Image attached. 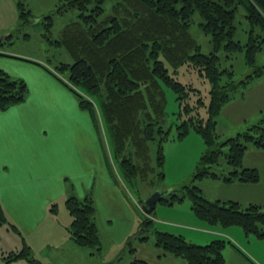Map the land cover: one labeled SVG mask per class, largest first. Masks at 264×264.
Segmentation results:
<instances>
[{
	"label": "trees",
	"instance_id": "trees-1",
	"mask_svg": "<svg viewBox=\"0 0 264 264\" xmlns=\"http://www.w3.org/2000/svg\"><path fill=\"white\" fill-rule=\"evenodd\" d=\"M105 1L60 0L55 12L76 9L77 16L63 26L59 38L52 39L55 12L45 15L44 35L64 47L73 62L61 63L55 70L36 62L76 95L81 108L91 114L98 130L100 115L110 137L113 158L136 196H139L141 185L153 186L154 191L159 189L156 185L164 176L163 143L170 134L165 87L173 89L180 100L179 135L183 136L193 127L202 134L206 144L193 178L258 182L259 170L245 167L243 161L250 144L264 150V110L258 121L230 137H223L219 131L218 117L226 103L239 94L242 96L246 87L264 74V63H257L258 53L264 50V0H115L110 12H106ZM240 8L248 21L245 43L234 37ZM196 12L202 18L199 25L210 35L212 50L209 53L202 52L201 45L190 31ZM27 14L21 12L24 22L29 21ZM241 50L245 52L250 71L237 78L232 64L222 65L219 52L225 51L226 57L232 58ZM168 64L174 72L182 65L193 67L209 81L210 101L205 105L206 118L198 109L204 104L200 95L195 104L187 102L191 93L199 92L197 88L174 77ZM66 70L69 77L58 74ZM27 93L26 81L10 76L0 68L1 109L24 101ZM153 141L157 143L155 157L151 153ZM225 145H229L227 152L223 150ZM222 155H225L227 172L226 169H222L225 172L216 169L221 165ZM167 195L161 200L169 204L187 195L197 216L211 224L239 225L247 235L264 238V206L261 204L243 206L232 199L210 200L199 186L192 183L186 184L181 193L170 191ZM66 205L72 216L71 239L86 248L91 256L101 253L102 240L95 220L92 194L84 197L72 194L66 199ZM152 214L143 213L137 234L141 241L147 240L144 232L153 226ZM6 223L9 221L0 203V225ZM10 226L18 231L14 224ZM155 240L163 249L161 254L181 257L187 264L225 263V241L222 239L197 244L181 234L156 229ZM31 249L24 242L22 249L12 250L4 256L5 264L19 258L37 264L39 261ZM128 264L151 263L135 257Z\"/></svg>",
	"mask_w": 264,
	"mask_h": 264
},
{
	"label": "rangeland",
	"instance_id": "rangeland-1",
	"mask_svg": "<svg viewBox=\"0 0 264 264\" xmlns=\"http://www.w3.org/2000/svg\"><path fill=\"white\" fill-rule=\"evenodd\" d=\"M114 1H105L104 7L106 12H110ZM59 3L60 0H0V42H2L0 50L7 51L17 57V59L12 58L13 60L30 61L33 63L39 61L54 70L61 63L71 64L73 57L70 53L64 47L51 42L44 35L46 33L44 16L55 12ZM22 11L28 12L27 18L29 21L24 22V18L21 16ZM77 13L76 9L54 13L52 39L60 37L63 26L70 20L75 19ZM201 20L202 18L199 13H194L190 31L192 36L201 45L202 52L209 53L212 50L210 35L205 33L199 25ZM236 21L237 30L234 37L245 43L248 39L246 31L248 21L245 18L243 8H240L238 11ZM219 54L223 66L233 65L237 78H242L250 71V67L245 61L244 50L237 51L232 58H227L225 51H220ZM257 63H264V50L258 53ZM168 66L174 77L183 83H190L191 86L197 88L199 92L197 94L191 93V97L187 102L195 104L198 95H200L204 104L198 107V109L202 117L206 118L207 110L205 105L210 101L211 85L209 81L199 75L193 67L182 65L174 72L173 67L169 64ZM58 74L64 78L69 77V71L67 70L58 72ZM165 90L168 112L167 121L168 126H170V134L163 143L164 176L157 183L156 186L159 188L157 190L165 191V195L170 191L181 193L186 184L192 183L199 186L203 194L210 200H216L230 194H239L244 191L241 185L227 184L216 178H193L201 156L206 150V144L202 134L193 127H190L188 132L183 136L179 135L178 124L181 123V119L179 118L180 100H178L177 93L173 89L165 87ZM256 92L260 94L264 93V82L255 88L254 93ZM239 98L240 94L237 96V99ZM184 116L186 117V115ZM220 132L223 137H230L224 135L222 131ZM229 134L227 133V135ZM156 148L157 143L153 141L151 144L153 157H155ZM228 148L229 145H225L223 150L227 152ZM220 162L221 165L218 164L219 166L216 169L225 172L222 170L227 167L225 155L221 156ZM113 164L114 173L117 176L118 185L121 189V196L129 205L131 211L130 216L121 212L116 207L112 209L107 202L103 201V205L97 203L98 224L102 240L101 253L97 252L91 256L88 251V256L83 251L74 252L69 248L68 242H63L61 249L58 250L60 253V257H58L51 245L54 242H62L61 240L65 236L64 232L71 225L72 217L66 205V198L54 201L55 211L52 213L54 216L51 220L50 218L44 220L42 224L44 228L41 226L33 236L24 234L26 240L33 245L31 250L34 257L39 261L37 264H128L135 257L145 259L151 264H187L181 257L170 253L161 254L163 249L156 245V229L181 234L188 241L197 244H207L215 239L224 240V264H247V259L252 258L250 251L255 249L256 242L258 241L256 238H250L254 242L249 244L250 240L245 236L246 233L241 226L211 224L201 219L192 209L191 200L187 195L182 200L173 204H169L164 200L158 201L151 215L153 226L144 232L148 238L145 241H141L137 237L141 221L144 217L143 213H145L141 205L144 202L143 200L154 192V187L147 184L141 185L139 187V196H136L133 189L126 183L114 158ZM123 192L125 193V197ZM239 202L243 206L248 205L243 204L240 200ZM108 210L112 211L110 213L113 214L112 217L107 216L109 214ZM7 226L10 227L7 223L0 225V264H5L4 256L9 254L13 246L19 244L20 249L23 246V236L18 235L19 232L11 227L8 231ZM15 232H18V234ZM18 240L20 243H16ZM51 248L53 252L49 253L51 252ZM61 251H63L62 254ZM15 261L11 264H14ZM17 261L19 264H30L25 258H19ZM253 262L256 263L254 259Z\"/></svg>",
	"mask_w": 264,
	"mask_h": 264
},
{
	"label": "crops",
	"instance_id": "crops-1",
	"mask_svg": "<svg viewBox=\"0 0 264 264\" xmlns=\"http://www.w3.org/2000/svg\"><path fill=\"white\" fill-rule=\"evenodd\" d=\"M0 52L3 53L0 54V68L28 85L24 101L4 110L0 108V203L9 225L17 227L19 234L15 233L22 235L23 243L32 248L24 234L33 236L46 218H53L54 201L67 199L72 194L78 197L92 194L99 233L97 203L103 205V201L107 202L112 209L116 207L130 216L129 205L121 196L120 186L114 178L110 137L100 115L98 130L91 114L81 108L76 95L43 65L16 61L12 58L17 57L9 52ZM263 82L264 74L255 78L239 99L223 107L218 128L224 135L233 136L260 119L264 110V93H254V90ZM243 163L245 167L257 168L260 180L243 183L219 179L227 184L241 185L244 189L239 194L219 199L264 206V150L250 144ZM108 212L107 216L112 217V211ZM10 227L7 226L8 231ZM64 235L62 242L51 245L58 257L63 242H68L74 252L83 251L89 256L86 248L71 239L69 228ZM245 236L250 240L249 244L254 242L250 238L258 240L250 253L256 263L264 264V238L251 234ZM52 248L49 253L53 252ZM11 249H20L19 244ZM251 259L248 258L246 263L256 264ZM17 260L14 264H19Z\"/></svg>",
	"mask_w": 264,
	"mask_h": 264
},
{
	"label": "water",
	"instance_id": "water-1",
	"mask_svg": "<svg viewBox=\"0 0 264 264\" xmlns=\"http://www.w3.org/2000/svg\"><path fill=\"white\" fill-rule=\"evenodd\" d=\"M165 193V191L155 190L153 193H151L148 197L144 199V202L141 205L142 210L150 215L153 212L157 202L164 197Z\"/></svg>",
	"mask_w": 264,
	"mask_h": 264
}]
</instances>
